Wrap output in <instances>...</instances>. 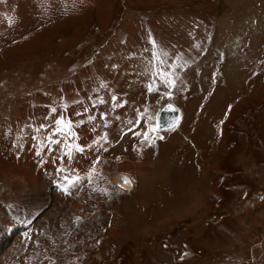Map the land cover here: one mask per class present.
Returning <instances> with one entry per match:
<instances>
[{
	"label": "rangeland",
	"instance_id": "obj_1",
	"mask_svg": "<svg viewBox=\"0 0 264 264\" xmlns=\"http://www.w3.org/2000/svg\"><path fill=\"white\" fill-rule=\"evenodd\" d=\"M0 264H264V0H0Z\"/></svg>",
	"mask_w": 264,
	"mask_h": 264
},
{
	"label": "snow or ice",
	"instance_id": "obj_2",
	"mask_svg": "<svg viewBox=\"0 0 264 264\" xmlns=\"http://www.w3.org/2000/svg\"><path fill=\"white\" fill-rule=\"evenodd\" d=\"M155 47V45H154ZM167 55V54H165ZM153 59L158 60L159 56L156 52H153ZM155 75V73H154ZM165 77L168 75L167 73L163 74ZM166 83L171 86L172 85V81L170 79L166 80ZM148 91L149 92H153L155 91V89L149 85L148 87ZM167 95L170 96V93H166ZM113 101L116 100V97L114 96ZM100 103H104V101L101 99L99 101ZM120 106V105H118ZM63 107L67 108V105H63ZM165 110H169V111H175L176 109H174L172 107V105H168L167 109ZM85 112L88 111L87 108L84 109ZM147 111V110H145ZM50 112L52 114H54V127H52L51 129H49L48 134L44 137V140L39 141V144L42 146L44 145V142L47 141L48 142V151H52L53 149L51 148V145L55 144V145H62V152L63 155L65 157H67L69 160L73 159V153L77 152V153H82L85 150V147L79 144L74 143V139L76 138V132L74 131V127H78L79 125L76 124L74 121H72L71 119H67L65 118V116L63 114L60 115H55L57 113V109L56 108H51ZM76 115L80 116L82 115V113L77 112ZM143 113H138V117H142ZM104 118V114H101V119ZM95 117L93 116H89V120H94ZM178 121H174L172 124L169 125V128H174L175 124ZM80 123H83V121H80ZM129 123H136L137 125H139L141 123L140 119L138 118L135 122L130 121ZM162 126L160 124H147L145 125L146 130L143 133L140 132H136L135 135H142L144 140L148 141L149 143H153L155 141V139H163V137L159 136L158 133L160 131V128ZM43 129H48V125L45 124H41L39 126V128L36 129L37 132H40ZM131 130V129H130ZM60 137L61 139H55V137ZM33 139H36V137H33ZM100 139L104 140L105 142H107V137H101ZM93 143H99V140L94 141ZM88 147H91V145H89ZM43 150L42 147H38L37 148V155L40 154V151ZM57 159H60L59 157H57ZM98 162V161H96ZM94 170V169H93ZM90 170V172L88 173L89 178H91L92 175V171ZM58 172H64L65 169L64 168H58L57 169ZM82 178L80 176H74V177H68L65 176L64 180H65V184L61 185V190L63 192H65V194H68V190L69 188L75 187L76 184H78L80 182ZM122 180L124 181V183H130V181L127 178H123Z\"/></svg>",
	"mask_w": 264,
	"mask_h": 264
},
{
	"label": "water",
	"instance_id": "obj_3",
	"mask_svg": "<svg viewBox=\"0 0 264 264\" xmlns=\"http://www.w3.org/2000/svg\"><path fill=\"white\" fill-rule=\"evenodd\" d=\"M168 105H172V107L176 110L175 111L165 110L167 109ZM179 118H180V114L178 109L173 105V103L168 102L165 103L158 111L157 124H160L162 126L161 128H167L174 121H178Z\"/></svg>",
	"mask_w": 264,
	"mask_h": 264
},
{
	"label": "bare ground",
	"instance_id": "obj_4",
	"mask_svg": "<svg viewBox=\"0 0 264 264\" xmlns=\"http://www.w3.org/2000/svg\"><path fill=\"white\" fill-rule=\"evenodd\" d=\"M177 109H178V108H177ZM178 111H179V109H178ZM179 114H180V111H179ZM179 119H180V118H179ZM181 119H182V118H181ZM178 121H179V120H178ZM177 123H178V122H177ZM177 123H176V124H177ZM176 124H175V125H176ZM160 129L165 130V129H170V128L167 127V128H160ZM160 134H161V133H159V135H160Z\"/></svg>",
	"mask_w": 264,
	"mask_h": 264
}]
</instances>
